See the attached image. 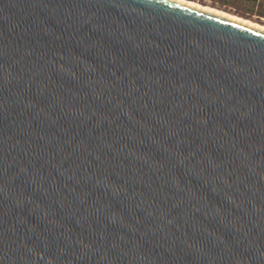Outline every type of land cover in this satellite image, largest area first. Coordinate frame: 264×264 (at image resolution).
Here are the masks:
<instances>
[{
  "label": "water",
  "instance_id": "obj_1",
  "mask_svg": "<svg viewBox=\"0 0 264 264\" xmlns=\"http://www.w3.org/2000/svg\"><path fill=\"white\" fill-rule=\"evenodd\" d=\"M0 264H264V32L0 0Z\"/></svg>",
  "mask_w": 264,
  "mask_h": 264
},
{
  "label": "rangeland",
  "instance_id": "obj_2",
  "mask_svg": "<svg viewBox=\"0 0 264 264\" xmlns=\"http://www.w3.org/2000/svg\"><path fill=\"white\" fill-rule=\"evenodd\" d=\"M264 25V0H191Z\"/></svg>",
  "mask_w": 264,
  "mask_h": 264
},
{
  "label": "bare ground",
  "instance_id": "obj_3",
  "mask_svg": "<svg viewBox=\"0 0 264 264\" xmlns=\"http://www.w3.org/2000/svg\"><path fill=\"white\" fill-rule=\"evenodd\" d=\"M173 1L194 7L196 9L201 10V11H204V12H207V13L228 19L230 21L242 24L244 26H247V27H250V28L264 32V25L258 24L254 21H251L249 19L237 16V15L225 12V11L220 10L218 8H215L212 6H204V5H201V4L194 2V1H191V0H173Z\"/></svg>",
  "mask_w": 264,
  "mask_h": 264
}]
</instances>
